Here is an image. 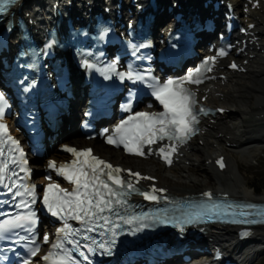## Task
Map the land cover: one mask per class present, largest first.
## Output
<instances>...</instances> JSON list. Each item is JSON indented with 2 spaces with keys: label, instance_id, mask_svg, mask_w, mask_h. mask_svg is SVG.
I'll return each mask as SVG.
<instances>
[{
  "label": "snow or ice",
  "instance_id": "6c2138e0",
  "mask_svg": "<svg viewBox=\"0 0 264 264\" xmlns=\"http://www.w3.org/2000/svg\"><path fill=\"white\" fill-rule=\"evenodd\" d=\"M15 0H0V13L5 10V7L9 3H14ZM11 30V29H9ZM108 29L102 28L100 36L103 38L108 33ZM53 41L46 45L51 47ZM226 53L220 51L219 56L223 57ZM215 58H210L209 61H205L207 66L210 62H214ZM86 67H92L88 64ZM232 68H236V65H231ZM207 71H211L210 67H206ZM105 72H115V66L105 69ZM201 69L197 68L195 72H189L183 79L173 80L169 79L162 84L159 81H153L149 77L148 86L152 89V95L163 106L164 111L159 114L139 112L135 116H130L127 120L122 121L115 129L113 134L107 136L106 142L110 145L117 147L123 146L126 152L134 155H144L143 148L145 145H151L157 141L167 139L173 141V144L169 148L161 147L158 154L167 164H171V156L175 153L177 144H183L187 140L196 134L197 129L195 124L198 123L196 113L193 111L194 107V94L189 91L186 84H199L201 79L199 78ZM121 80H138L144 81L146 78L143 75L134 74L132 71L125 73H118ZM105 78H109L105 75ZM4 97L0 96V136H7V128L2 123V117L5 110ZM131 105H128L130 109ZM127 110V109H126ZM201 112L204 110L201 109ZM11 140V137H7ZM13 145L15 141H11ZM65 151L71 153L75 159L66 165H60L58 168L55 163L50 162L49 167L57 170L59 175H62L72 185H74L71 191H67L61 188L58 184H48L43 192V204L47 208V211L53 216L58 217L63 221V227L57 229V238L55 242L51 244V251L47 255L43 256V260L47 264H77V260L73 259V256L69 250L65 247V244L71 245L73 250H79L80 245L73 237L77 234L68 223L69 220L79 222L84 226L86 231H93L95 227H102L112 225V227H105V231L112 233L111 239L107 242L100 243L97 247L107 255L112 254V250L116 244V229L119 227L117 224H113L110 217L105 213L114 212V205H123L122 199L127 193L120 191H114L104 179L107 177V181H110L112 185H116L120 189L127 188L128 192L136 191L134 185L131 182H125L121 179L120 173L122 169L113 167L111 164L95 157L91 154V150L79 151L74 148H66ZM2 155V153H0ZM12 163L21 166V171L27 174V169L23 167L27 164L24 159L23 152L19 153L18 158H13ZM221 168L224 167L223 161H217ZM7 171V165L0 167V184L4 183V176L2 175ZM130 176H135L137 182L140 179H150L149 177H141L139 173H128ZM12 175H16L12 172ZM9 191L13 188L16 191L13 193L15 197H30L27 201H22L17 207H28L30 204L36 203V188L34 185H20L13 183L9 185ZM23 188V191H20ZM162 189H152V192L142 193L146 200H157V196L153 193L162 192ZM211 199L210 193H205ZM215 207V206H214ZM123 219V218H122ZM148 219L147 217H132L123 219V223L132 225L134 222H139ZM103 222V224H101ZM232 223H243L253 221H237L233 220ZM36 217L35 213L29 211L27 215H17L14 218L0 223V239H3L4 233L17 228H24L25 225H35ZM30 231V228L27 229ZM135 231V230H134ZM247 235V233H244ZM44 242L48 243V236H44ZM87 239V237H85ZM33 243H35L33 241ZM94 251L91 247L88 248V252ZM39 252V248H33L31 250V256L35 257ZM79 256L83 257L87 264H91L89 257L83 251H79ZM23 264H31L29 260H24Z\"/></svg>",
  "mask_w": 264,
  "mask_h": 264
},
{
  "label": "bare ground",
  "instance_id": "6f19581e",
  "mask_svg": "<svg viewBox=\"0 0 264 264\" xmlns=\"http://www.w3.org/2000/svg\"><path fill=\"white\" fill-rule=\"evenodd\" d=\"M164 1V0H160ZM234 3H239V0H232ZM250 6V5H249ZM25 11V10H24ZM250 21L256 24L253 32L256 33L253 35L257 37L256 42L259 44H253V53L255 58L248 60V64L245 66L247 72L244 74L229 73L226 80L219 79L215 83L216 92L219 94V97L223 98H213L211 95H208L207 101L208 104L215 107H221L229 110L227 114L223 116H216L215 118H210L207 122L204 123V127H207L208 130L213 131L211 137L216 138L217 141H222L224 144L228 143L235 145V147H256L258 150L263 151L262 147L264 143V118L256 120L255 116H260L264 113V56L260 54V51L263 50L264 53V3H261L260 9L250 10L249 12ZM257 46H260L257 50ZM246 58L239 57V62L242 63ZM263 85V86H262ZM204 95V94H203ZM249 115H253V120H250ZM246 116V118H245ZM262 128H258V127ZM70 127V135H75L76 132ZM262 129V130H261ZM64 132V131H63ZM199 140H203L201 137L195 138L190 145L191 150L199 151L201 150V155L204 156L205 151L208 150V143L204 144V147L199 148ZM72 146L79 145L81 142L82 145L87 147H92L95 154L99 155L101 158L114 163L115 165H124V164H133L132 169L140 171V167H143L149 163V161H144L136 158L126 157L114 149L108 148L102 144H98L97 141H84L82 137H74L70 140ZM215 143H217L215 141ZM248 152V151H247ZM222 154V153H221ZM57 154L51 153L49 159L56 158ZM188 160V157L187 159ZM207 160V159H206ZM151 163L160 165L157 161L150 159ZM125 168H131L130 166H124ZM200 167V166H199ZM145 170V168H144ZM198 170V169H197ZM201 170V168H199ZM143 174L150 175L158 179L156 185L160 188L166 189L168 193L184 196L202 193L204 190L201 189V186L197 184H192L190 187H185L182 185H174L169 182L167 179L163 178L158 173H152L150 171H144ZM205 174V173H204ZM206 175V174H205ZM209 175V176H207ZM206 175L209 183L213 181V175L217 174L209 173ZM222 179V178H216ZM210 190V188H208ZM219 192V191H218ZM227 193V192H220ZM235 198H242L247 196L240 194L230 195ZM231 235V231L225 229V232L215 236L218 241L225 242L226 237ZM257 238L263 241L264 244V229L257 235Z\"/></svg>",
  "mask_w": 264,
  "mask_h": 264
},
{
  "label": "rangeland",
  "instance_id": "374dc122",
  "mask_svg": "<svg viewBox=\"0 0 264 264\" xmlns=\"http://www.w3.org/2000/svg\"><path fill=\"white\" fill-rule=\"evenodd\" d=\"M97 142L100 144L99 141ZM200 142L206 143L205 146L208 143V150L205 151L204 156L201 155V150H193L188 155V160H185V163H180L169 170H165L161 165L158 166L150 161L139 169L141 172L158 173L174 185L190 187L192 184H197L202 187L201 189L211 188L214 191H224L231 195L241 193L249 198L264 199V150L245 146L232 148L224 145L222 141H216L217 143H215L211 136H205ZM262 145L264 148V143ZM202 147L204 146L200 145L199 148ZM221 153L225 157L227 169L219 173L216 172L212 163H208L206 159L208 157L214 159ZM123 166L134 167L131 163ZM204 173L206 175L213 173L217 176L213 175V181L209 183ZM217 177L222 179H216ZM260 257V262L263 264L264 253Z\"/></svg>",
  "mask_w": 264,
  "mask_h": 264
}]
</instances>
